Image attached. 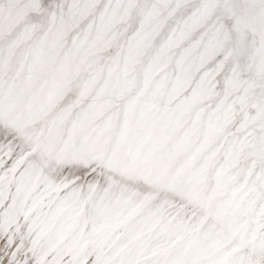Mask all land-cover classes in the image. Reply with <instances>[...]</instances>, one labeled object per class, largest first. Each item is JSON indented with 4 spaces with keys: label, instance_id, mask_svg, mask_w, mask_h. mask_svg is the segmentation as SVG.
Instances as JSON below:
<instances>
[{
    "label": "snow or ice",
    "instance_id": "obj_1",
    "mask_svg": "<svg viewBox=\"0 0 264 264\" xmlns=\"http://www.w3.org/2000/svg\"><path fill=\"white\" fill-rule=\"evenodd\" d=\"M0 264H264V0H0Z\"/></svg>",
    "mask_w": 264,
    "mask_h": 264
}]
</instances>
